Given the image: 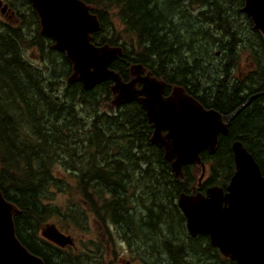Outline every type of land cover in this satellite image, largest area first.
Returning a JSON list of instances; mask_svg holds the SVG:
<instances>
[{
    "label": "trees",
    "instance_id": "trees-1",
    "mask_svg": "<svg viewBox=\"0 0 264 264\" xmlns=\"http://www.w3.org/2000/svg\"><path fill=\"white\" fill-rule=\"evenodd\" d=\"M1 1L13 16L0 17V190L18 209L13 218L17 239L50 264L44 252L57 250L41 243L36 231L49 223L59 224L65 211L86 222L88 213L84 208L78 213L80 204L71 197L64 211L45 203L44 196L54 190L75 194L102 224L106 216L97 206L104 203L106 212L114 207L118 226L123 220L132 245L139 244L135 233L155 250L152 255L162 254L166 248L159 249L156 235L185 234L173 200L194 186L200 166H185L182 177H175L162 150L150 143L152 128L142 107L132 102L114 109L110 81L92 90H84L78 81L69 82L71 66L64 54L53 49V42L40 34L28 0ZM79 1L101 24L91 42L111 47L120 43L123 53L110 69L124 82L130 80L129 67L139 64L165 82L167 89L183 88L206 109L228 115L241 107L227 134L219 136L215 153L200 155L208 170L207 186L228 184L234 173L230 147L235 141L251 154L264 177V41L240 11L242 0ZM196 3L201 4L197 16L203 17L204 26L199 39L195 31L183 27L184 22L179 29L174 15ZM111 16L119 31H124L120 35L108 19ZM25 51L36 52L41 69L28 64ZM241 58L250 60L254 69L240 78L230 75ZM64 174L69 175L67 179ZM62 181L68 190L57 187ZM134 190H147L148 232L138 223L131 224L127 209L119 206L134 202ZM132 219L142 217L133 213ZM199 239L213 249L207 236ZM64 258L66 264H82L65 253ZM155 259L166 264L164 258ZM56 260L52 264H58Z\"/></svg>",
    "mask_w": 264,
    "mask_h": 264
},
{
    "label": "water",
    "instance_id": "water-1",
    "mask_svg": "<svg viewBox=\"0 0 264 264\" xmlns=\"http://www.w3.org/2000/svg\"><path fill=\"white\" fill-rule=\"evenodd\" d=\"M28 1L39 20L41 34L52 40L53 49L65 54L73 64L70 80L82 82L86 90L111 81L114 106L138 101L149 122L155 126L151 143L163 149L173 174L179 176L183 166L200 165V185L205 174L200 153H215L218 136L227 133V124L241 107L221 118L216 111L202 108L179 87H174L171 95L164 97L165 83L149 73L142 75L144 69L140 65L130 67L133 79L123 82L110 69L111 64L122 55V50L91 44V35L100 30V23L85 4L79 0ZM5 10L6 6L2 7L0 2V13L4 14ZM241 11L251 21L252 29L264 38V0H243ZM83 71L95 79L88 81ZM137 84L141 86L140 90H136L137 97L124 94L125 89H134ZM175 108L179 115L166 123L163 115L166 117ZM154 116L160 121L153 119ZM186 122L191 125L187 130H172L174 126ZM230 149L234 173L225 188L226 192L215 186L207 189L205 196L200 193L190 196L181 194L178 207L192 238L207 236L213 248L236 264H264V177L240 142H233ZM16 214L17 208L0 192V264H42L15 237L12 218ZM42 236L59 247L72 244L69 238L52 226L45 227Z\"/></svg>",
    "mask_w": 264,
    "mask_h": 264
},
{
    "label": "rangeland",
    "instance_id": "rangeland-1",
    "mask_svg": "<svg viewBox=\"0 0 264 264\" xmlns=\"http://www.w3.org/2000/svg\"><path fill=\"white\" fill-rule=\"evenodd\" d=\"M199 6H201V4H199V3L193 4L191 6V8L184 6V7H181V10H183L182 12H180L178 15H176V13L174 14L176 23L178 24L176 26H178V28L181 29L182 23L184 22L183 27L184 26L189 27L193 31H195L194 35H195V38H197V39H199L198 37L202 36V33L204 32L203 31L204 26H203V24H201V21H203L202 20L203 17L199 18L197 16L198 11L202 9ZM197 18L199 19V21ZM108 19L111 21H114L116 28H117V29L115 28L116 33L119 34V33L124 32V31H119L120 27L116 23V18L114 16H111ZM115 25H114V27H115ZM197 35H198V37H197ZM118 46H120V43L118 44ZM134 52H136V51H134ZM52 58L54 59V63H56L55 54H53ZM24 59L28 62V64L32 68H34V69H41L42 68L40 61L37 59L36 52H33L31 54L29 51H25L24 52ZM240 61L238 64L241 63V68H242L241 74L242 75L246 74V71L248 69H250V68H252V70L254 69L253 68L254 64L252 62H249V61L245 60L244 58H241ZM235 74H237L236 71H235ZM167 87H168V85L166 84L165 91L169 90V88L167 89ZM164 97H166V96H164ZM55 168H57V167H55ZM54 172L57 173L58 171H54ZM136 174H139V173L137 172ZM68 176H69L68 174H64L63 177L67 179ZM198 176H200V173L196 174V179L198 178ZM205 177H206V174H205ZM205 177H204V179H205ZM196 183H197V181L194 183L195 184L194 186H196ZM57 187H63L64 190H68L63 181H62V184L58 183ZM57 187L54 189L57 190ZM219 187H221V186H219ZM140 193H141V191L139 192L138 190H134L132 195H137ZM109 196H110V193H109ZM44 197H45V199H44L45 203L50 204L51 206L53 205L56 208H62V210H60V211H64V206L70 201V197L74 202H78V204H80V208L77 211L78 213L80 212V210L82 208H85L82 201H80V200L77 201V198L75 197V194H73V193H70V195H69L68 193H64V192L59 193L58 191L52 190L51 196H49V194H46V196H44ZM175 203H176V199H175ZM87 216L89 218L91 217V215H87ZM100 216H102V215L100 214ZM89 218L86 219L85 223H82V221L78 222V220H76L73 217L72 212L66 213V211H65V214H64V216H62L61 220L58 219L59 224H57V225L59 228L64 230L68 235H69V233H71L70 236L73 238L74 248L68 249L67 251H65V255L72 258V260L76 263L94 264V261L96 259H98L99 260L98 263L100 264V258L98 255V251L100 248L104 249V245H102L104 243L102 242V244H100L99 243L100 241L99 242L98 241L94 242V241L96 240V238H98L96 236L97 232H99L101 234V231L104 228H103L102 223L97 222L96 220L94 222L92 219L90 220ZM122 221L123 220H121V225L123 226ZM131 222H132L131 224H135V222H133V221H131ZM127 223H128V221H127ZM130 226H133V225H129V227ZM123 227H125V226H123ZM39 229L36 231L37 236H38ZM72 233H74V234H72ZM75 233H77V234H75ZM184 233L187 234L185 231V228H184ZM120 234L121 233L118 229H113V235L114 236H120ZM182 237H183V235H182ZM182 237H181V239L179 238V241L182 240ZM189 237H190V235H189ZM38 238H39V236H38ZM39 241L41 243H43L44 245H46V243L42 242L41 239ZM181 244L184 245L186 248L192 247V250L194 251V253L192 254L191 258L195 259L192 261L193 264H195V261L197 262V264H213L214 262L217 263V261H219V263L221 264V260L219 258L218 259L216 258L217 257L215 254L216 249L215 248L212 250L208 249V245L203 240L199 239L197 242L190 243V241L188 239H186V241L182 242ZM135 246H136V243H135V245H131L130 249L134 248ZM177 247H178V245H173L171 243L166 244V250H173L174 248H177ZM211 248H213V247L211 246ZM112 250H117V249L112 248ZM129 252L133 256V259L130 258V260L134 261L137 264H154V263L157 264V262L155 260L148 259V258H146V256H143V253H141L140 255H137L136 253H134L133 250H129ZM53 254H55V256H53ZM181 256L182 255L177 254V257L174 260L176 261V260L180 259ZM54 257H56V259H57L55 261V263L66 264L62 253L51 252L49 255L51 262H53ZM119 261H120V259H118V262ZM168 263H171V260ZM231 263L232 262L230 261V264Z\"/></svg>",
    "mask_w": 264,
    "mask_h": 264
},
{
    "label": "flooded vegetation",
    "instance_id": "flooded-vegetation-1",
    "mask_svg": "<svg viewBox=\"0 0 264 264\" xmlns=\"http://www.w3.org/2000/svg\"><path fill=\"white\" fill-rule=\"evenodd\" d=\"M241 70H242L241 65H238V67H236V66L232 67L230 69V75L234 71H236L238 77H240ZM103 83H105V82H103ZM103 83H101V84H103ZM99 85H97V86H99ZM138 87H140V85H137V88ZM169 90L170 91L165 92V95L168 96L170 94L171 88H169ZM229 124L227 127V132H228ZM162 134H165V132L163 130H162ZM155 146L162 150L163 158H164L163 149L157 145H155ZM164 160L166 161L165 158H164ZM210 187L211 186L206 185V180L203 179L200 187L194 188L192 186L188 192L182 191L176 196V198H175L176 203H175V199L173 200V207H175V214H176L178 222L180 224L181 231H183L185 228L186 219L184 218L180 209L176 206L179 195L182 193H184L186 195H194L197 192L200 193L201 195H205L207 189H209ZM146 194H147V190L141 192L140 194L133 195L131 197V199L134 202H132L130 204L119 205L120 207L127 209V213H126L127 220L138 223V226L142 227L144 232L149 231L148 230L149 224L151 222L149 220V203L147 201V195ZM104 206H105L104 203H100L97 206L101 210L102 214L106 216V218H102L104 229L101 231V234L99 232H97L96 236L98 238H96V240L94 241V242L100 241L99 242L100 244H102V242L104 243V244H102V245H104V249L100 248L98 251V255L100 258V264H137L134 261L130 260V258L133 259V256L130 254L129 250H133L134 253H136L137 255H140L141 253H143V256H146V258L153 259L155 261H156L155 257L159 256L162 259L163 258L165 259L166 264H188L187 263L188 261L192 262L193 260H195L194 258H191L192 254L194 253V251L192 250V247L186 248L181 243L186 241V239H188L190 241V243L197 242V239H199L201 236H196L195 238H192L191 236L189 237L188 233L187 234H178L176 236L173 234H169L167 231H165L159 235H156L157 240L159 241L158 243L161 244L159 249L160 248L165 249L167 243H171L173 245H178L177 248H174L173 250H168V251H170L169 254H166V250H165V251H161L162 254H160V251H159V252H157V254L152 255L155 252V250L151 249L150 244L145 243V241L140 239L138 237V235H136L135 233L133 234V237L139 242V244H137L134 248L130 249V246L132 245V241L129 239L128 228H125L123 226L122 227L118 226V222L120 221V220H117V212L118 211L114 210V207H113L111 209V211L109 210L106 212ZM133 213H139L141 215L142 219L141 220L132 219ZM89 219L93 220L92 217H90ZM113 229H120L122 231V236H114L113 235ZM164 230H165V228H164ZM182 235H183V237H182ZM181 237H182V240L179 241V238L181 239ZM112 248L117 249V250H112ZM215 249H216L215 254L217 256L216 258L217 259L219 258L221 260V264H230L229 258L222 256L219 253V251L217 250V248H215ZM67 250L68 249L63 250L62 255H64L65 251H67ZM51 252H52V250H49L48 252H44V254L49 258V255ZM177 254L182 255V256L180 257V259L175 261L174 259L177 257ZM118 259H120L119 262H118ZM170 260H171V263H168ZM44 264H45V262H44ZM50 264H52L51 259H50ZM154 264H156V263H154ZM157 264H159V262ZM195 264H197L196 261H195ZM213 264H220V263H219V261H217V263L214 262Z\"/></svg>",
    "mask_w": 264,
    "mask_h": 264
},
{
    "label": "bare ground",
    "instance_id": "bare-ground-1",
    "mask_svg": "<svg viewBox=\"0 0 264 264\" xmlns=\"http://www.w3.org/2000/svg\"><path fill=\"white\" fill-rule=\"evenodd\" d=\"M88 7V6H87ZM89 8V7H88ZM90 9V8H89ZM242 12V11H241ZM243 13V12H242ZM244 14V13H243ZM247 18V17H246ZM248 19V18H247ZM249 20V19H248ZM250 21V20H249ZM251 22V21H250ZM254 31V30H253ZM263 41H264V38H263ZM90 42H91V40H90ZM91 44H93L95 47H101V46H104V45H107V44H102V45H95L93 42H91ZM108 47H110V48H120L121 50H122V53H123V49L120 47V46H115V47H111V46H109V45H107ZM68 62H69V64H70V66H71V75L68 77V81L69 82H74V81H78V80H70L71 79V76H72V74H73V64L69 61V60H67ZM133 65H135V64H133ZM133 65H131L130 67H132ZM130 67H129V69H130ZM83 75H84V77L88 80V81H92V80H94L95 79V77L94 76H90V75H87L84 71H83ZM81 85H82V82H80V81H78ZM65 83V82H64ZM96 87V86H95ZM94 87V88H95ZM82 88L84 89V87H83V85H82ZM93 88V89H94ZM112 88V87H111ZM135 89V90H134ZM134 89L133 88H127V89H125L124 90V94L125 95H127V96H136L137 97V92H136V90L138 91V90H140L141 89V86L140 87H138L137 88V85L134 87ZM84 90H86V89H84ZM92 90V89H91ZM171 91H172V89H171ZM110 93H111V96H112V100H114V95H113V93H112V90L110 89ZM171 95V92H170V94H169V96ZM199 103V102H198ZM200 104V103H199ZM111 105H113V104H111ZM201 105V104H200ZM202 106V105H201ZM178 108V107H177ZM202 108H204L203 106H202ZM179 109V108H178ZM204 109H206V108H204ZM144 110V109H143ZM206 110H213V109H206ZM170 111V110H169ZM215 111V110H214ZM144 112H145V110H144ZM217 112V111H216ZM219 115H220V117L221 118H223V117H225V116H228V115H221L219 112H217ZM231 114V113H230ZM145 115H146V112H145ZM179 115V112H178V110L175 108V109H173L172 111H171V113H169L168 112V114H167V116L165 117L164 115H163V120L167 123V121L168 122H170V121H172L176 116H178ZM146 119H147V121H148V123H149V125H150V127L152 128V132H151V136H150V143H151V138H152V135H153V132H154V128H155V126H154V123L153 122H149V120H148V117H147V115H146ZM153 119H156V120H158V121H160V118L159 117H157V116H154V118ZM232 121V120H231ZM230 121V122H231ZM188 122V121H187ZM187 122L185 123V124H181V125H176V126H174L173 128H172V130L173 131H180V132H183V131H185V130H187L191 125L190 124H187ZM229 122V123H230ZM228 123V124H229ZM228 124H227V127H228ZM164 131V130H163ZM165 132V131H164ZM227 134V133H226ZM225 134V135H226ZM220 136V135H219ZM219 136H218V138H219ZM152 144V143H151ZM153 145H155V144H153ZM254 159V158H253ZM167 161V160H166ZM254 161H255V159H254ZM168 162V161H167ZM256 162V161H255ZM169 163V162H168ZM170 164V163H169ZM256 164L258 165V163L256 162ZM191 166V165H190ZM258 167H259V165H258ZM259 170H260V168H259ZM195 185V184H194ZM194 188H198V187H200V185H198V181H197V183H196V186H193ZM220 188H222L223 189V191L225 190V186L224 187H220ZM182 194H184V193H182ZM181 195V194H180ZM180 195H179V197H180ZM184 195H186V194H184ZM190 196V195H189ZM178 200H179V198H178ZM178 200H177V207H178ZM179 208V207H178ZM185 230H186V233H188L187 232V228H186V222H185ZM84 253V252H83ZM82 253V254H83Z\"/></svg>",
    "mask_w": 264,
    "mask_h": 264
}]
</instances>
